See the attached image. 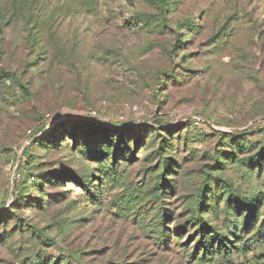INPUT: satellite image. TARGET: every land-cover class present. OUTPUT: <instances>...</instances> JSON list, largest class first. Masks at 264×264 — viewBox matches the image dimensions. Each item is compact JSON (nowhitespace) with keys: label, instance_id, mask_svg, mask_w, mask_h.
<instances>
[{"label":"rangeland","instance_id":"374dc122","mask_svg":"<svg viewBox=\"0 0 264 264\" xmlns=\"http://www.w3.org/2000/svg\"><path fill=\"white\" fill-rule=\"evenodd\" d=\"M168 1L169 27L159 31L131 24L135 13L159 14L148 0H0V72L16 77L0 81V212L14 211L7 231L14 224L35 225L55 241L44 246L17 232L0 240V264H26L36 253L59 264L64 257L71 264H199L183 252L196 243L193 231L165 247L152 230L162 209L173 232L174 223L187 218L203 171L215 164L214 130L250 133L255 148L238 152L240 157L264 147V0ZM63 119L187 132L186 142L174 140L182 176L167 203L148 195L157 160L147 157L154 147L138 146L137 158L124 161L117 178L96 174L95 197L67 180L64 186L46 184L42 206L29 187L35 206L24 201L13 208L16 185L25 176L31 183L39 171L96 166L78 151L79 139L63 138L56 147H33V166L19 168L24 150ZM75 132L83 138L81 130ZM261 163L251 173L228 161L220 172L243 194L263 195L264 213ZM263 220L261 215L257 225ZM235 245L240 248L233 250V264H264V227Z\"/></svg>","mask_w":264,"mask_h":264},{"label":"trees","instance_id":"16d2710c","mask_svg":"<svg viewBox=\"0 0 264 264\" xmlns=\"http://www.w3.org/2000/svg\"><path fill=\"white\" fill-rule=\"evenodd\" d=\"M148 1L160 10L159 14L151 16L145 13H135L131 24L145 29L166 30L169 27L167 19L169 1ZM15 79L16 77L8 71L3 70L0 72V81ZM20 86L29 96L28 88L22 83H20ZM157 125L160 126L161 124L158 122ZM76 130L83 132L82 139L76 135ZM260 130L264 132V127ZM246 134L250 133L214 130L212 135H215L219 140V148L216 147L212 154L215 164L208 166L211 171H203V180L200 187L186 207L187 218L184 221L174 223L175 232L169 226L172 223L168 222L170 216L167 209H162L156 227L152 230L153 237L159 245L169 247L174 237L183 238L185 232L193 231L192 235L196 237V243L188 245L183 250L189 259L199 264H233V250L240 248L236 247L235 242L237 244V242L243 241L244 235L253 233L255 228L260 233L264 227V220L260 226L257 224L260 216H264V213L259 211L263 195L243 194L231 180L220 172L228 161L245 166L247 172L251 173L253 169L261 167V162L264 160V147L257 150L250 157L237 155L238 152L245 153L255 148ZM202 136L210 135L203 133ZM63 138H70L75 141L79 139L78 151L84 157L93 158L96 161V166L89 171L81 172L39 171L37 174H33L31 183L28 180L29 176H25L24 180L16 185L13 208H17L18 204L21 205L24 201L35 206L33 203L35 202L34 198L27 193L29 187L34 188L40 195L36 205L42 206L46 194V184L59 183L64 186L63 182L67 180L74 181L84 188L91 197H95L93 189L97 186L94 183L96 174L112 180L117 178L119 176L118 167L124 164V161L134 162L137 158L136 148L138 146H142L144 151L154 147L152 151L154 153L150 152L147 157L152 160V154H154L157 160V165L154 166L151 173L153 179L150 183L148 195L156 202L166 204V195L169 191L174 192L176 190L179 178L182 176L177 171V168H179L177 160L180 159L177 157L178 154L174 153L177 150L174 140L186 142L189 137L187 132L182 135L180 130H176L173 126L165 127L162 130L153 125H130L113 128L92 120L63 119L46 134L35 139L24 150L25 160L21 161L19 168L23 172L31 169L33 166L32 160L35 158L32 154L33 147H56L61 145L64 141ZM148 138H150L149 143H147ZM132 142L135 143L134 149H132ZM225 148L229 149L228 153L223 152ZM193 153L195 151H192L191 155ZM169 172H172L171 178L168 177ZM14 219V211L7 209L0 212V229L2 230L0 240L8 241L17 232H28L33 239L44 246L55 244L53 238L35 225L27 224L26 229H23L18 224H14L12 229L7 231L8 222ZM219 220H221V224L218 223ZM230 236L237 237L238 241L231 240ZM61 260L62 263L60 264H71L68 257ZM24 261L26 264H59V260H51L41 253L32 254Z\"/></svg>","mask_w":264,"mask_h":264},{"label":"water","instance_id":"95a60500","mask_svg":"<svg viewBox=\"0 0 264 264\" xmlns=\"http://www.w3.org/2000/svg\"><path fill=\"white\" fill-rule=\"evenodd\" d=\"M209 124H210V126L214 127V125H213L212 123L209 122ZM235 130H238V129H235ZM12 193H13V192H12Z\"/></svg>","mask_w":264,"mask_h":264}]
</instances>
